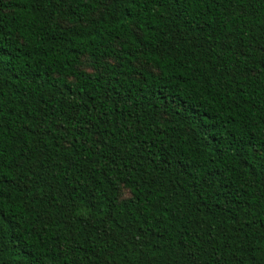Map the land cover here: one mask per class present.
<instances>
[{"label": "trees", "instance_id": "16d2710c", "mask_svg": "<svg viewBox=\"0 0 264 264\" xmlns=\"http://www.w3.org/2000/svg\"><path fill=\"white\" fill-rule=\"evenodd\" d=\"M98 11L0 0V264H264V0Z\"/></svg>", "mask_w": 264, "mask_h": 264}, {"label": "snow or ice", "instance_id": "6c2138e0", "mask_svg": "<svg viewBox=\"0 0 264 264\" xmlns=\"http://www.w3.org/2000/svg\"><path fill=\"white\" fill-rule=\"evenodd\" d=\"M129 2L131 4H135L136 0H129ZM146 3L148 2H152L155 3L156 0H145ZM200 2V0H174V3L178 6H183L185 8L187 7H192L193 4H198ZM113 3V0H97V4L99 6V11L97 12V15H102L105 10L111 6V4ZM161 7H163V4L160 5ZM179 10V9H178ZM2 194V193H0ZM125 199H130L132 198V193L129 192L127 193V195H125L124 197Z\"/></svg>", "mask_w": 264, "mask_h": 264}]
</instances>
